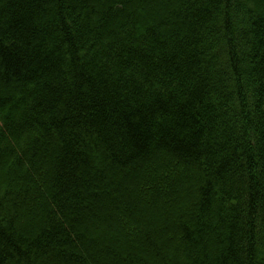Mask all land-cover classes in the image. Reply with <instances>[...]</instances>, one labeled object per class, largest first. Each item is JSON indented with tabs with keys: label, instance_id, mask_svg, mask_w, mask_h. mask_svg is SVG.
I'll use <instances>...</instances> for the list:
<instances>
[{
	"label": "trees",
	"instance_id": "trees-1",
	"mask_svg": "<svg viewBox=\"0 0 264 264\" xmlns=\"http://www.w3.org/2000/svg\"><path fill=\"white\" fill-rule=\"evenodd\" d=\"M0 264H264V0H0Z\"/></svg>",
	"mask_w": 264,
	"mask_h": 264
}]
</instances>
